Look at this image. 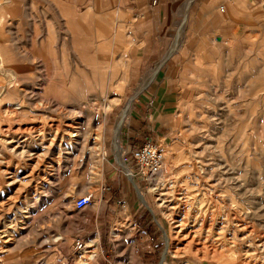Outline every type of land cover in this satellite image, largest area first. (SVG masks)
Listing matches in <instances>:
<instances>
[{
	"label": "rangeland",
	"instance_id": "374dc122",
	"mask_svg": "<svg viewBox=\"0 0 264 264\" xmlns=\"http://www.w3.org/2000/svg\"><path fill=\"white\" fill-rule=\"evenodd\" d=\"M34 1L0 0V264H90L93 246L89 257L76 251L87 216L74 203L85 195L94 202L113 168L140 210L156 217L162 249L154 264L164 261L165 231L172 241L167 264H264V39L197 54L206 64L194 77L179 75L182 102L165 119L167 136L151 140L163 153L162 172L132 183L116 157L114 131L140 93L119 136L134 173L131 151L150 140L137 146L127 131L160 75L138 74L135 89L123 94L118 60L127 57L129 18L121 16L118 31L117 16L109 15L86 16L83 31L55 30L35 14ZM218 1L205 3L217 9ZM175 45L169 58L191 60ZM96 134L102 149L93 159ZM76 140L89 143L86 154ZM182 221L193 240L176 236ZM132 257L117 254L114 264H140L143 256Z\"/></svg>",
	"mask_w": 264,
	"mask_h": 264
},
{
	"label": "crops",
	"instance_id": "0c3cea01",
	"mask_svg": "<svg viewBox=\"0 0 264 264\" xmlns=\"http://www.w3.org/2000/svg\"><path fill=\"white\" fill-rule=\"evenodd\" d=\"M205 1L208 0H35L33 8L35 14L47 16L46 21L55 30L83 31L88 28L84 27L86 16L109 15L117 16L118 31L121 16L129 18L127 57L118 60L123 62L122 93L131 94L138 74L161 77V83L152 82L146 88V96L127 131L132 142L141 146L146 140L158 141L167 136L165 119L169 111L178 109L181 95L186 92L177 82L179 75L194 77L197 66L206 64L198 53L210 54L215 47L238 39L246 41L250 36L264 39V0H219L217 9ZM221 2L224 11L219 9ZM173 43L182 46L178 56L188 53L191 60L169 58ZM116 66L117 58L112 69ZM98 191L91 206L79 211L87 216L80 225L81 237L95 248L90 264H114L117 254L129 255L130 260L138 254L143 256L140 264H154L162 249L156 217L140 210L129 183L116 168L107 172ZM124 209L128 217L123 215Z\"/></svg>",
	"mask_w": 264,
	"mask_h": 264
},
{
	"label": "bare ground",
	"instance_id": "6f19581e",
	"mask_svg": "<svg viewBox=\"0 0 264 264\" xmlns=\"http://www.w3.org/2000/svg\"><path fill=\"white\" fill-rule=\"evenodd\" d=\"M1 90V89H0ZM138 98V95L137 94H135V96H133L130 100H129V102L127 103V105H126V107H125V111H124V113H123V115H122V117H121V120L119 121V123L117 124V127H116V129H115V131H114V136H115V141H114V150H115V153H116V157L118 158V161L120 162V164L123 166V168H124V170H125V174H126V176L128 177V179L133 183V178H134V173L132 172V170L130 169V167L125 163V161L123 160V154H122V147H121V144H120V139H119V136H120V130H121V127L123 126V124H125V121H127L128 119H129V117H130V115H131V112H132V109H133V105H134V102H135V100ZM35 129V128H34ZM38 131V130H37ZM102 131V130H101ZM80 132V131H79ZM42 133V132H41ZM75 133L76 134H78L76 131H75ZM98 133V132H97ZM100 133V132H99ZM102 133V132H101ZM72 134H74V133H72ZM103 134V133H102ZM80 135V134H79ZM82 135V134H81ZM72 136V135H71ZM83 136V135H82ZM81 136V137H82ZM95 137V136H94ZM89 138V137H88ZM85 139H86V137H85ZM90 139V138H89ZM96 141H94V145H96L95 147H92V148H89L88 149V151H90V153H89V155H90V157L91 158H93V159H95L97 156H95L94 155V153L96 154V152H100V150L102 149L101 147H102V145H101V142H102V136H101V134H96V137L94 138ZM53 140V139H52ZM86 140H88V139H86ZM73 141V140H72ZM11 142V141H10ZM14 142V141H13ZM16 142V141H15ZM88 143V142H87ZM87 143H85L84 145H82L81 144V142H77V140L75 141V148H76V150H78L79 149V147H81L84 151V153L86 152V150H87V148L89 147L88 145H86ZM50 144V143H49ZM89 144V143H88ZM12 145V144H11ZM59 148V147H58ZM29 149V148H28ZM82 149H81V151H82ZM64 150V149H63ZM28 151V150H27ZM82 152V153H83ZM102 152V151H101ZM80 153V152H79ZM83 153V154H84ZM30 154V153H29ZM81 154V153H80ZM86 154V153H85ZM82 155V154H81ZM97 155V154H96ZM83 156V155H82ZM86 156V155H85ZM77 157V156H76ZM84 157V156H83ZM89 157V156H88ZM90 159V158H89ZM56 161V160H55ZM47 179V178H46ZM134 185V188L136 189V191H137V195H138V198H139V200L140 201H142L144 204H146L147 206H148V202H147V200H146V198H145V196L142 194V192L137 188V185L134 183L133 184ZM155 190V189H154ZM169 193H170V190H169ZM179 193V192H178ZM171 194V193H170ZM184 194V193H183ZM186 197V196H185ZM164 200V199H163ZM181 202H183V201H181ZM186 203V202H185ZM149 207V206H148ZM171 207V206H170ZM176 207H177V205H176ZM173 208H175V207H173ZM170 209V208H169ZM179 210V209H178ZM186 210V209H185ZM172 212V211H171ZM170 212V213H171ZM173 214V213H172ZM177 215V214H176ZM184 215H186V214H184ZM169 216V215H168ZM172 216V215H171ZM180 216V215H179ZM184 218H185V216H184ZM190 218V217H189ZM205 218V217H204ZM224 218V217H223ZM196 219V218H195ZM210 221V220H209ZM188 222V221H187ZM216 223H217V221H216ZM224 223V222H223ZM215 225V224H214ZM243 225V224H242ZM186 226H187V224L186 223H184L183 221L177 226V230L178 231H176L175 232V234H176V236H179V237H183V239L184 240H187V239H192L193 238V236L191 235V234H186L185 233V230H188V228H186ZM227 226V225H226ZM226 226H225V224H223L221 227H219L220 228V230L223 232V231H225V230H227L226 229ZM189 227V226H188ZM228 227V226H227ZM241 227H243V226H241ZM218 228V229H219ZM245 229V228H244ZM164 230V229H163ZM219 230V231H220ZM115 231V230H114ZM220 231V232H221ZM251 231V230H250ZM195 232V231H194ZM242 232V231H241ZM246 232H248V231H246ZM208 233V232H207ZM244 234V233H243ZM113 235V234H112ZM233 235V234H232ZM117 236V235H116ZM218 236V235H217ZM222 236V235H221ZM203 237V236H202ZM182 239V238H181ZM193 240V239H192ZM192 240H190V243H191V241ZM165 241H166V244H167V246H166V251H165V257H164V261L162 262V264H167V256H168V254H169V252H170V248H171V235L168 233V232H166L165 231ZM199 242V241H198ZM220 242V241H219ZM229 242V241H228ZM248 242V241H247ZM211 243V242H210ZM209 243V244H210ZM215 243V242H214ZM249 243V242H248ZM203 244V243H202ZM260 244V243H259ZM222 245V244H221ZM228 245H230V243L228 244ZM238 245V244H237ZM186 246V245H185ZM249 246H250V244H249ZM92 247V245H89V248H91ZM186 248V247H185ZM210 248V247H209ZM228 248V247H227ZM92 249V248H91ZM263 249V248H262ZM254 250V249H253ZM204 251V250H203ZM212 251V250H211ZM90 253V252H89ZM88 253V254H89ZM92 254V253H91ZM251 254V253H250ZM250 254H248V255H250ZM85 255V254H84ZM86 255H87V253H86ZM85 255V256H86ZM259 256V255H258ZM87 257H89V255H87ZM92 257H94V256H91L90 258H92ZM82 258H84V257H82ZM255 260V259H254ZM247 261V260H246Z\"/></svg>",
	"mask_w": 264,
	"mask_h": 264
},
{
	"label": "built area",
	"instance_id": "2783aa9c",
	"mask_svg": "<svg viewBox=\"0 0 264 264\" xmlns=\"http://www.w3.org/2000/svg\"><path fill=\"white\" fill-rule=\"evenodd\" d=\"M226 0H223L225 2ZM221 2L219 9L225 10L224 3ZM129 164L134 166V179L139 178L144 182L153 181L163 170L164 156L159 147L151 140L142 147L133 149L130 154ZM92 195L80 196L74 203L76 210L80 211L92 204ZM76 251L82 255L88 254L89 246L83 239L75 241Z\"/></svg>",
	"mask_w": 264,
	"mask_h": 264
}]
</instances>
